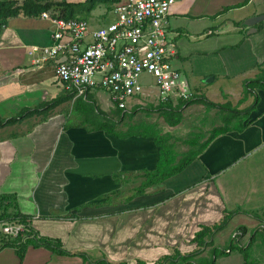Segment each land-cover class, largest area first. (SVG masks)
<instances>
[{
  "label": "crops",
  "instance_id": "obj_1",
  "mask_svg": "<svg viewBox=\"0 0 264 264\" xmlns=\"http://www.w3.org/2000/svg\"><path fill=\"white\" fill-rule=\"evenodd\" d=\"M245 1L176 0L167 18L177 47L175 59L184 64L185 73L213 76V81L243 76L237 103L249 73H264V20L252 33L245 24L247 18L264 14V0ZM52 28L41 15L21 14L0 29V194L15 193L20 210L32 216L30 223L39 234L60 238L75 254L29 246L21 260L8 247L0 251V264H95L102 259L155 264L176 249L194 251L196 233L219 223L226 211L236 213L215 229V246L220 247L215 237L235 217H246L256 225L253 231L264 229V90H259V102L244 130L217 136L182 172L137 195L144 170L158 164L155 137H123L100 130L103 125H85L77 108L72 111L76 96L66 98L71 93L57 79L55 62L32 68L38 55L31 54L32 47L50 45ZM194 87L198 97L205 96L201 85ZM234 87L224 95L232 96ZM158 105L133 103L125 110L132 113L129 118L158 111L163 125H169ZM218 118L221 121L219 107L194 100L182 107L177 125L187 119L220 125ZM139 123L119 122L118 129L125 132L134 125L136 130ZM240 225L247 224L234 226L231 237ZM206 248L212 246L203 248V255L209 256Z\"/></svg>",
  "mask_w": 264,
  "mask_h": 264
},
{
  "label": "built area",
  "instance_id": "obj_2",
  "mask_svg": "<svg viewBox=\"0 0 264 264\" xmlns=\"http://www.w3.org/2000/svg\"><path fill=\"white\" fill-rule=\"evenodd\" d=\"M175 1L121 0L114 5L115 19L95 28L87 19L67 20L45 11L41 17L52 23L53 42L32 47L31 54L38 53L32 68L53 61L55 75L66 91L78 97L101 89L123 109L128 100L140 105L187 103L197 93L187 76L173 65L177 47L167 29ZM61 56L66 60L58 62ZM155 92L157 102L140 100ZM24 228L21 223L2 224V231L11 236Z\"/></svg>",
  "mask_w": 264,
  "mask_h": 264
},
{
  "label": "trees",
  "instance_id": "obj_3",
  "mask_svg": "<svg viewBox=\"0 0 264 264\" xmlns=\"http://www.w3.org/2000/svg\"><path fill=\"white\" fill-rule=\"evenodd\" d=\"M121 0H0V29L8 21L9 18L17 17L21 14L25 16H40L45 11H50L55 13L54 16L61 17L64 19H87L90 20L93 16V12L98 7H106L110 11L114 5ZM250 0H246L247 3ZM108 13L102 15L103 22H107ZM105 23V24H106ZM263 21L257 23L262 25ZM104 25V24H102ZM264 90V73L256 76L246 83L244 88V96L238 101L237 104H233L231 100H226L222 103H216L208 100L205 96H196L195 99L188 101L187 103L180 102L177 106H173L172 102L160 103L158 109L164 116L166 122L175 126L182 121V107L185 104H189L194 100L204 102L209 106H217L220 110L222 124L214 126L210 129L209 135L196 134L185 140L184 142L189 144V148L186 151L179 152L177 150L176 141H173V135L170 133H161L160 130L155 131L153 126L149 123H139V128L134 129V125H129L127 130L121 132L118 129L119 122H126V117L131 116L127 110L123 108H116L119 111L118 118L115 120H105V112L98 108L99 114L102 116V120L97 121L95 125H103L100 130H106L111 134L123 133V135H134L139 136H154L155 142L159 149V159L157 167L153 170H144V180L137 187L136 194H144L146 189L155 184H161L166 179L182 172L187 166H189L199 155L209 146V144L219 135L225 134L227 132L237 130L242 131L246 128L248 121L250 120L251 113L255 110L257 103L259 102L260 96L257 90ZM85 96V95H84ZM79 96L75 98L72 111L77 107L78 103L82 104L83 97ZM228 98V95H225ZM250 96L254 97V101L246 106L242 104L245 103ZM74 94L68 95V99L74 98ZM58 99V98H57ZM86 99H89V94ZM59 100V99H58ZM57 100V101H58ZM61 101H63L60 98ZM59 100V101H60ZM56 102V100H55ZM54 102V103H55ZM151 107H154L151 105ZM137 108L133 110L136 111ZM27 110L24 109L23 112ZM19 112V113H23ZM33 113V112H32ZM81 116V115H79ZM12 118L9 119V121ZM84 119V118H83ZM84 121H88L84 119ZM125 137V136H123ZM177 140V139H176ZM181 140V139H180ZM133 197L130 196L131 199ZM129 199V200H130ZM225 217L215 224V225H205L200 232L195 235V242L197 247L194 251L187 253H182L181 250L176 249L172 255H168L159 262L155 264H163V262L168 261L170 264H215L216 259L228 252V250L238 249L244 255L245 264H258L251 260L250 252L253 249L254 243L256 242L258 236L264 239V229L256 230L251 232V236L247 243L240 245L239 243L235 247L227 246L225 248H220L215 246L213 235L215 229L223 228L230 217L236 213V211H226ZM32 216L23 213L20 210L17 201V195L15 193L0 194V251L4 248H14L17 255L21 260L25 257L26 251L29 246L34 247H45L51 251L65 255V254H75L64 248L63 242L60 238H54L49 236L40 235L39 232L31 225L30 220ZM6 222L11 223H21L25 226L24 230L20 232L17 236H11L2 231V224ZM243 233L247 231V227H242ZM262 235H261V234ZM233 244V242H232ZM206 246H212L210 249V255H203V248ZM230 253V251L228 252ZM95 264H112L110 261L97 260ZM119 264H128V262L123 261ZM137 264H146L144 261H137Z\"/></svg>",
  "mask_w": 264,
  "mask_h": 264
},
{
  "label": "rangeland",
  "instance_id": "obj_4",
  "mask_svg": "<svg viewBox=\"0 0 264 264\" xmlns=\"http://www.w3.org/2000/svg\"><path fill=\"white\" fill-rule=\"evenodd\" d=\"M54 1H58V0H54ZM70 1H79V0H70ZM113 9L114 7L110 11H107L108 9L106 7H103V6L98 7L93 12L92 18L88 20L92 25L91 27L95 28L99 25L105 24L106 22H103L102 20V15L105 13H108L107 22L114 20L115 16L113 15ZM173 65L176 68L181 69V71L187 76L193 89L195 88L194 86L201 85L202 93L207 98H210L212 100H217L219 98L222 99V96L224 95V93L229 92L228 90H233L235 88L234 85H236L237 89L235 91L230 92L232 96H228V98L225 97L222 100L226 101L229 99L233 102V104L237 103L236 102L237 93L240 90L239 86H241V85H238V83L240 79L243 78V76H239L234 79H232V77H217V79L213 81V78H214L213 76L205 75L206 77H204L200 75H193L192 73H189V72L185 73L184 71H188V70L184 67V64L178 59L177 60L175 59L173 61ZM253 74L254 73H249L250 76L245 79V84L242 86L243 88V94H241L242 97L244 96V88H245L246 83H248L251 79L256 77L255 74L254 75ZM258 75H261V73L258 72ZM142 79L144 80L145 78H142ZM207 81H210V82L207 83ZM204 87H206L207 89H204ZM259 90L260 89L257 90V93L259 92ZM147 92H149V90H147ZM250 97L251 98H249L245 103L242 104L243 106L249 105L251 104V102L254 101V97L253 96H250ZM83 100L84 102L82 101V105L78 103L75 113L78 115H81L82 119L84 118L88 120V121H85L86 122L85 125H95L97 121L102 120V116L99 114L98 108L106 112L105 120H109V119L112 120L114 118H117L119 115V111L116 108V105L112 102L110 94L104 90L91 91L89 92V99H86V97H83ZM140 100L143 102L148 101V100H154L155 102H157L158 96L156 95V92H155L151 97H146V96L144 98L140 97ZM133 103H134V100L127 101L128 110L132 108ZM149 103L155 104L154 102H148L146 103V105H148ZM202 110H205V108H203ZM148 111H150V113L137 112L135 113L133 118L127 117L126 119L127 124H129L130 122L138 123L142 121L146 123L158 124L159 126L158 125L153 126L154 130L158 131V128L160 127L162 132L170 133V134L172 133L173 135L172 138H174L173 141H176V145H177L176 147H177V150H179V152L186 151L190 147L189 144L184 142L183 140L191 136H194L198 133L205 134L207 136L209 135L210 129L214 126H217V125H207L206 122L204 124H201L199 122V119H198V122H193L190 119H187L182 122V125L170 127L169 125H163L166 123L163 121V118L158 113V111H155V110L154 111L148 110ZM199 115H204V113L202 114L198 113V116ZM214 115L211 114V116L213 117ZM207 117H210L209 113H207ZM188 118L190 117L188 116ZM207 122L209 124V120H207ZM215 122L216 124H218L221 121L218 118V119H215ZM245 218L246 217H243V216L235 217L229 223V225L226 226L224 230L220 231L218 235L215 237L216 244L220 245L221 248H224L230 245H233L230 247H235L238 243L240 245L247 243V241L249 240L251 236V232H252L251 230H253V228H255L256 225L255 227L253 226V224L250 225L249 223L246 222ZM256 222L260 224V221H256ZM14 224H17V222H15ZM239 224H242V225L247 224L248 225V226L246 225L247 228L249 229L250 227H252V229L245 234L243 233L242 229L240 230V227H239L238 232L234 235L236 237L235 238L231 237V231L233 230V227ZM242 227L243 226H241V228ZM259 230H261V228ZM206 249L208 250L210 248H206ZM207 250H206V254L208 253ZM250 255H251V260L258 262V264H264V239L263 238L258 236L256 242L254 243L253 249L250 252ZM216 264H245V259H244V255L242 254V252H240L238 249H233L231 253L227 252L223 256L219 257L217 259Z\"/></svg>",
  "mask_w": 264,
  "mask_h": 264
},
{
  "label": "water",
  "instance_id": "obj_5",
  "mask_svg": "<svg viewBox=\"0 0 264 264\" xmlns=\"http://www.w3.org/2000/svg\"><path fill=\"white\" fill-rule=\"evenodd\" d=\"M263 20H264V14H259V15H255V16H251L247 18L245 20V24L250 27V29L248 30V33L256 32L257 31L256 24ZM64 60H66L65 56L59 58L58 62H62Z\"/></svg>",
  "mask_w": 264,
  "mask_h": 264
},
{
  "label": "clouds",
  "instance_id": "obj_6",
  "mask_svg": "<svg viewBox=\"0 0 264 264\" xmlns=\"http://www.w3.org/2000/svg\"><path fill=\"white\" fill-rule=\"evenodd\" d=\"M99 90H101V89H99ZM79 97V96H78Z\"/></svg>",
  "mask_w": 264,
  "mask_h": 264
}]
</instances>
